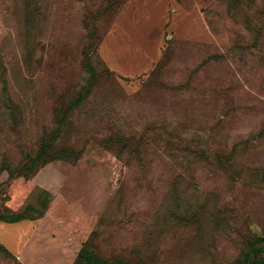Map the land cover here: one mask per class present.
I'll list each match as a JSON object with an SVG mask.
<instances>
[{"label":"rangeland","instance_id":"374dc122","mask_svg":"<svg viewBox=\"0 0 264 264\" xmlns=\"http://www.w3.org/2000/svg\"><path fill=\"white\" fill-rule=\"evenodd\" d=\"M112 29L145 72L108 71ZM52 137L86 143L42 163ZM14 179L36 184L5 217L49 208L65 263L88 239L109 264L263 258L264 0H0L1 206Z\"/></svg>","mask_w":264,"mask_h":264},{"label":"crops","instance_id":"0c3cea01","mask_svg":"<svg viewBox=\"0 0 264 264\" xmlns=\"http://www.w3.org/2000/svg\"><path fill=\"white\" fill-rule=\"evenodd\" d=\"M112 30L103 38L98 47V52L108 69L122 80L127 77L135 78L141 72H145L147 68L143 66L146 62L145 60L142 61L145 58L134 61L137 55L130 52L131 47L128 48L126 36H123L124 34L116 29ZM125 55L126 57H124ZM129 55L135 57L130 58ZM35 184L32 179L12 180L10 189L14 196L12 195L11 200L3 206H1L0 201V214L6 211L3 210L5 208L13 212L18 211L16 210L18 207L13 202L14 197L24 193L23 199H25ZM38 186L42 187L41 185ZM63 229L65 228L62 227V223H56L50 219L49 208L43 210L42 215L37 218L25 217L14 221L0 220V246L20 264H70L74 259L77 247L66 263L63 256L55 254V250L62 246L75 244L79 246L80 243L72 242L74 240L70 236L69 238H67L68 236L64 237ZM68 239L70 240L69 243L66 242L69 241Z\"/></svg>","mask_w":264,"mask_h":264},{"label":"trees","instance_id":"16d2710c","mask_svg":"<svg viewBox=\"0 0 264 264\" xmlns=\"http://www.w3.org/2000/svg\"><path fill=\"white\" fill-rule=\"evenodd\" d=\"M207 24L210 27L209 22ZM174 42H176V41H174ZM231 48L232 47L230 46V47H227L225 50L231 53V51H230ZM108 71L110 73L114 74L112 71H110V70H108ZM90 94H91L90 87H88L86 92H85V95L89 96ZM84 100H85V97L82 96V94H80V93L77 94L76 98L71 100L72 102H71L70 106L62 111V115H61V118L59 120L60 121V125H63L67 120L70 119V117H69L70 114L79 105H81ZM87 131H88V127H87ZM58 133H59V131H58ZM87 135L88 134L85 135V140L89 139V137ZM109 135L110 134L106 135V137L109 136ZM118 137L122 138L121 135H119ZM54 140H55V137H52L51 139H46L43 143H41L40 148H39V150H40L39 151V155H40V157L45 155L43 158H41L42 161H43L42 163H44V162H46V161H48L50 159H62V160L73 159V158L78 156V154L82 150V147H83L82 145L84 143H86L84 141L80 142L78 139H75L74 141L71 142L72 144L70 146L69 145H65L64 148H56V146L54 145ZM31 169L34 170V169H36V167H32ZM6 211H8V210H6ZM11 212H13V211H11ZM42 213H43V210L37 216H32V217H35V218L40 217L42 215ZM4 214L5 213L0 214V220L14 221V220L25 218V217H31V216H21L20 215V216L14 217V218L7 219ZM94 235H95V231H92L90 233V237L89 238L91 239ZM89 245L90 244H89V239H88V241H86L84 244L81 245L80 248H78V250H77V252H76V254L74 256V259L72 260V262L70 264H72V263L73 264H83V263L84 264H109V263H106V262H104V261H102V260H100L98 258L93 259L91 253L88 250ZM2 249H4V248H2ZM254 252L255 253H260V252L264 253V246H261L259 248H255ZM250 263L251 264H264V257L263 258H259L258 260H255V261H251Z\"/></svg>","mask_w":264,"mask_h":264}]
</instances>
